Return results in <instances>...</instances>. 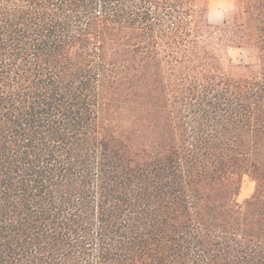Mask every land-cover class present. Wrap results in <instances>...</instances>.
I'll use <instances>...</instances> for the list:
<instances>
[{"label": "trees", "instance_id": "trees-1", "mask_svg": "<svg viewBox=\"0 0 264 264\" xmlns=\"http://www.w3.org/2000/svg\"><path fill=\"white\" fill-rule=\"evenodd\" d=\"M0 264H264V0H0Z\"/></svg>", "mask_w": 264, "mask_h": 264}, {"label": "rangeland", "instance_id": "rangeland-1", "mask_svg": "<svg viewBox=\"0 0 264 264\" xmlns=\"http://www.w3.org/2000/svg\"><path fill=\"white\" fill-rule=\"evenodd\" d=\"M236 0H209V20L214 26L223 24L227 16L233 11ZM248 52L243 48L231 47L228 49L225 60L235 65H244L249 62ZM256 189V183L248 176L244 177L242 190L237 201L239 204L251 198Z\"/></svg>", "mask_w": 264, "mask_h": 264}]
</instances>
